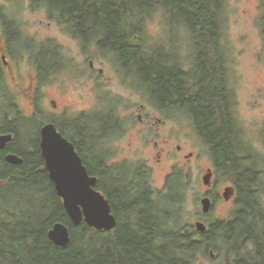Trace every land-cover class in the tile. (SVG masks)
Here are the masks:
<instances>
[{
  "label": "trees",
  "instance_id": "16d2710c",
  "mask_svg": "<svg viewBox=\"0 0 264 264\" xmlns=\"http://www.w3.org/2000/svg\"><path fill=\"white\" fill-rule=\"evenodd\" d=\"M30 2L44 6L51 18L83 40L84 45L92 40L99 51L111 53L122 71L127 70L142 81L149 100L161 112L189 116L217 173L231 183L235 208L224 225L209 223L206 231L200 233L204 240H194L180 225L177 206L182 204L184 188L180 175L165 179L169 208L162 207L151 200L143 172L128 174L107 169L105 158L93 165L84 157L83 165L89 176L98 177L96 189L108 200L117 225L111 232L93 230L83 222L74 226L44 170L39 127L32 131L25 122L16 132L20 145L6 149L13 153L15 150L23 159L22 165L8 164L0 155V192L8 190L3 193L10 194L14 201L29 202L28 210H20L17 216L8 203L0 212V264H196L197 252H218V239L228 247L231 264H264V211L256 191L262 175L252 165L243 164L246 159L240 153L241 131L233 119L220 51L219 18L226 1ZM262 9L260 28L264 38V1ZM157 11L169 24V34L172 30L180 33L182 28L185 31V42L191 51L187 70L173 53L175 37L169 35L167 49L147 45L145 24ZM98 122L99 126L93 125L100 136L119 127L110 118ZM84 125L93 126L88 122ZM20 132H25V140ZM74 147L79 153L82 149L91 150V145ZM55 223H62L69 230L71 240L66 248L56 247L47 238Z\"/></svg>",
  "mask_w": 264,
  "mask_h": 264
},
{
  "label": "rangeland",
  "instance_id": "374dc122",
  "mask_svg": "<svg viewBox=\"0 0 264 264\" xmlns=\"http://www.w3.org/2000/svg\"><path fill=\"white\" fill-rule=\"evenodd\" d=\"M225 1V9L219 18V40L226 90L231 96L235 125L241 131L243 145L240 153L246 159L243 164L252 165L262 175L256 191L264 211V38L260 28L264 0ZM0 17L19 34L17 41L21 40V45L16 55L20 52L26 56L34 54L43 68L48 65L45 53L58 51L62 59L60 65L53 63L51 73L42 81V96L38 105L40 114L34 115L36 120H32L35 121L32 131L50 116L60 124L64 119L67 123L71 121L72 124H77L75 121L82 120L92 125L95 123L96 126H99V119L110 118L117 121L121 129L108 132L104 140L99 135L100 150L107 152V169L131 174L149 165L152 170L148 168L145 185L149 192H153L151 200L162 207L169 203L165 179L168 175H180L184 185L183 201L177 206L181 213L180 225L194 240H204L194 227L196 221H201L206 227L209 223L222 226L231 218L235 208V194L228 201L222 195L225 188H232V185L221 173H217L211 154L198 137L188 115L175 111L162 113L149 100L144 84L135 74L132 76L127 70L122 71L113 55L107 51H99L92 40L83 44L81 49L64 27L49 16L44 6L33 5L30 0H0ZM168 26L162 12H155L145 24L147 45L155 44L152 48L166 47L169 35L175 37L173 53L177 55L180 66L187 70L191 51L185 42L186 33L182 28L180 33H173L172 30L169 34ZM89 60L93 61L95 70L102 69L101 77L97 72L89 71ZM49 100L57 104L55 112ZM19 106L23 115L30 113L29 106L22 99ZM67 106L68 110L77 111V116L79 113L83 116L77 119L70 113L67 114L68 117L57 114L60 112L58 109ZM151 113H154V118L151 120V127L146 128V121ZM138 115H141L143 122H139ZM123 127H128L125 136L121 132ZM67 128L70 130L69 126ZM68 130L65 129L67 133ZM70 132L68 134L72 135L71 130ZM24 135L25 132L19 134L22 140L26 139ZM163 140H167L170 145H160L166 149L167 156H162L157 164L154 142L160 144ZM208 169L212 172L211 184L205 186L202 178ZM4 191L6 190L0 192V212L5 209L6 203L11 205L16 216L20 210H28L29 202L24 204L14 201ZM204 195L213 203L211 211L206 215L202 214L199 204ZM215 244L220 248L218 252L213 251L214 257H210L209 253L197 252L196 264H231L228 247L221 239Z\"/></svg>",
  "mask_w": 264,
  "mask_h": 264
},
{
  "label": "flooded vegetation",
  "instance_id": "af4514ba",
  "mask_svg": "<svg viewBox=\"0 0 264 264\" xmlns=\"http://www.w3.org/2000/svg\"><path fill=\"white\" fill-rule=\"evenodd\" d=\"M68 32V31H66ZM69 33V32H68ZM72 40L76 41L81 49H83L84 41L80 38L72 35L69 33ZM68 35V34H67ZM19 37V34L17 33L16 29H12L11 26H9L8 22L2 19L0 17V135H7L10 134L12 136L11 141L6 142L4 145H6L3 149L0 150V155L5 159V156L8 154L17 155L16 153L8 152L6 149L9 145H20V142L18 138H16V132L19 130V127L21 123H29L32 126L34 122L32 120H36V117L34 116L35 113L37 115L40 114L38 105L39 102H41V85L42 81L46 80L49 73H51V69L53 68V63L55 65H60V61L62 60L60 58L59 52H48L45 53L46 58L48 59V65L46 67H41L37 61V56H34L32 54L23 55L22 52L21 55L15 54L17 53V50L19 52L21 40L19 42V39L17 41V38ZM16 40V43L14 42ZM51 57V58H50ZM88 69L92 72H97V75L101 77L103 71L102 69L95 70V66L93 64L92 60L88 61ZM44 97L45 94H43ZM22 99L27 106L30 108V113L28 115H23L21 113V109L19 106V101ZM49 104L53 107V112L56 111L57 104L53 100H49ZM67 108H60L57 111V114L59 113L60 116H67L68 113L75 115L76 118H80L83 116L82 113H79L77 116V111L68 110ZM114 113H116L114 111ZM164 113V112H162ZM68 114V115H67ZM36 115V116H37ZM149 119L146 121V128L151 127V120L154 118V113H151L148 115ZM35 117V118H34ZM139 122H143V119L141 115H138ZM64 119V122L56 123L51 116L44 121V123L37 124L38 129V135L40 139V130L43 126L47 124H53L56 131L61 134L68 142H70L72 145H91L90 152H86L87 150H83L84 152L79 153L76 151L81 158V160H84V157L87 161L91 160L92 164L98 163L101 158H106L105 154L100 150V140L101 136L99 137V133L96 131L95 127H89V126H83L84 122L82 120L75 121V126H78L77 128L73 127V124L71 121L67 123ZM159 122V121H158ZM68 124V125H67ZM67 126L70 127V130L72 131V135L70 130H68ZM67 129L69 134L65 131ZM118 129H121L118 127ZM128 130V127H123L122 134ZM103 140L105 136H102ZM160 145L167 146L170 145L167 140H163L160 144L157 142H154V147L156 149L155 152V159L156 163L159 164L161 161L162 156H167V151L163 147H160ZM180 147H177V150H179ZM76 150V149H75ZM20 157V156H19ZM90 158V159H89ZM83 163V161H82ZM106 164V162H105ZM158 166V165H157ZM148 168L152 170V168L149 165H145L138 170L140 172H143V174L148 175ZM116 171H120L115 169ZM114 172V171H113ZM169 176V175H168ZM97 179V176H93ZM233 190V194H235V191L233 187L231 188ZM153 194V192H150ZM228 201V200H227Z\"/></svg>",
  "mask_w": 264,
  "mask_h": 264
},
{
  "label": "water",
  "instance_id": "95a60500",
  "mask_svg": "<svg viewBox=\"0 0 264 264\" xmlns=\"http://www.w3.org/2000/svg\"><path fill=\"white\" fill-rule=\"evenodd\" d=\"M11 139L10 134L0 135V150ZM39 149L44 170L71 223L78 226L83 222L93 230L111 232L117 220L111 213L108 200L96 189L97 179L89 176L74 145L61 136L53 124H47L40 130ZM4 160L15 166L23 163L22 158L12 154L6 155ZM211 178L212 172L208 169L202 178L203 184L209 186ZM232 194L231 187L225 188L222 198L227 201ZM199 204L203 215L208 214L213 207L207 195L200 199ZM194 227L199 233L205 232L207 228L201 221H196ZM47 237L59 248H66L71 240L68 228L62 223H55L47 232ZM209 256L214 257L212 251H209Z\"/></svg>",
  "mask_w": 264,
  "mask_h": 264
},
{
  "label": "bare ground",
  "instance_id": "6f19581e",
  "mask_svg": "<svg viewBox=\"0 0 264 264\" xmlns=\"http://www.w3.org/2000/svg\"><path fill=\"white\" fill-rule=\"evenodd\" d=\"M48 238V237H47ZM49 240V239H48Z\"/></svg>",
  "mask_w": 264,
  "mask_h": 264
}]
</instances>
